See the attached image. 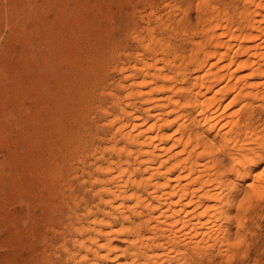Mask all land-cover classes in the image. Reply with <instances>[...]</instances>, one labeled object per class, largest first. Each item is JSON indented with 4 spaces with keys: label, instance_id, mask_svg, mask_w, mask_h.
<instances>
[{
    "label": "bare ground",
    "instance_id": "1",
    "mask_svg": "<svg viewBox=\"0 0 264 264\" xmlns=\"http://www.w3.org/2000/svg\"><path fill=\"white\" fill-rule=\"evenodd\" d=\"M178 2L164 0L163 16L134 14L101 67L117 77L113 89L83 88L104 97L83 108L97 109L108 132L91 147L73 136L75 172L95 201L68 219L66 264H244L264 254L249 240H264L255 227L264 149L253 147L264 146V0Z\"/></svg>",
    "mask_w": 264,
    "mask_h": 264
},
{
    "label": "rangeland",
    "instance_id": "2",
    "mask_svg": "<svg viewBox=\"0 0 264 264\" xmlns=\"http://www.w3.org/2000/svg\"><path fill=\"white\" fill-rule=\"evenodd\" d=\"M138 1L0 0V264H66L60 246L68 219L77 206L81 212L95 201L75 172L73 136L91 147L108 132L97 109L83 108L88 99L104 104V97L95 91L85 96L83 88L113 89L117 77L101 67L134 14L153 8L164 15V0ZM223 2L235 7L237 0ZM187 19L197 23L194 8ZM128 43L124 39L123 46L135 51ZM74 57L83 79L73 69ZM255 227L264 232L259 218ZM244 264H264V254Z\"/></svg>",
    "mask_w": 264,
    "mask_h": 264
},
{
    "label": "clouds",
    "instance_id": "3",
    "mask_svg": "<svg viewBox=\"0 0 264 264\" xmlns=\"http://www.w3.org/2000/svg\"><path fill=\"white\" fill-rule=\"evenodd\" d=\"M253 147L256 148V151H257L258 149H264V146H256V145H254ZM257 152H258V151H257ZM261 157H264V156H261ZM226 158L229 159V160H232V159H234V155H232V154H228ZM241 244H242V241H241V240H236V241L234 242V246H236V247H239Z\"/></svg>",
    "mask_w": 264,
    "mask_h": 264
}]
</instances>
